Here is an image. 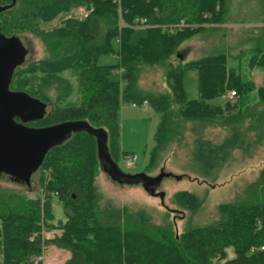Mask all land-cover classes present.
Masks as SVG:
<instances>
[{
	"label": "trees",
	"instance_id": "trees-1",
	"mask_svg": "<svg viewBox=\"0 0 264 264\" xmlns=\"http://www.w3.org/2000/svg\"><path fill=\"white\" fill-rule=\"evenodd\" d=\"M229 2L0 0V31L7 37L32 34L47 52L46 58L18 67L10 83L11 91L52 105L43 118L26 125L85 123L101 129L116 163L129 155L119 146L121 104L147 103L161 118L144 175L150 177L174 144L185 142L189 124L201 130L187 147L191 164L203 177L217 179L238 152L254 159L264 151V81L257 86L231 67L229 60L235 58L222 50L190 61L179 53L190 38L223 24ZM259 2L264 17V0ZM79 6L92 10L84 20L43 28ZM256 31L260 34L247 64L264 70V26ZM102 55H117L119 60L100 65ZM157 67L164 71L165 87L140 85L142 75ZM193 70L199 98L188 100L184 79ZM64 72L77 83L78 98L71 103L66 99L73 84ZM116 72L121 81L113 80ZM231 91L238 96L235 104L228 99ZM219 97L226 99L224 105L212 103ZM100 171L96 135L78 128L46 154L38 170V198L0 187V264H43L48 246L68 254L58 264H264V167L241 196L219 206L217 220L180 233L175 221L156 223L144 209L103 200L96 185ZM54 199L64 211V220L57 223ZM174 203L191 213L201 206L190 192H179ZM166 210L175 212L168 206Z\"/></svg>",
	"mask_w": 264,
	"mask_h": 264
},
{
	"label": "rangeland",
	"instance_id": "rangeland-1",
	"mask_svg": "<svg viewBox=\"0 0 264 264\" xmlns=\"http://www.w3.org/2000/svg\"><path fill=\"white\" fill-rule=\"evenodd\" d=\"M87 10L83 6L72 8L67 14H60L56 20L44 24L43 28L52 30L62 25L68 19L82 21V16ZM262 7L259 0H230L228 11L223 24L216 25L213 29L197 34L184 42L179 53L184 61L195 60L209 53L224 51L234 60H229L231 66H237L242 75L252 79L257 86L263 84L264 70L251 69L247 64L249 51L254 45V39L259 36L256 28L264 25V17L260 14ZM82 17V18H81ZM27 50L24 64L38 62L47 56L46 48L41 41L29 33L18 35ZM241 56V57H240ZM238 57V58H237ZM117 55H102L98 63L100 65L116 64ZM237 62V64L233 62ZM73 84V93L66 99V103L77 100V83L68 72L62 74ZM113 80L121 81V74L116 72L112 76ZM152 81V82H151ZM140 85L151 88V83L163 89L165 87V75L161 68H149L140 80ZM185 93L188 100L199 98L198 74L197 71H189L184 79ZM226 99L219 97L212 101L216 105H224ZM238 102V96L232 100ZM52 110V105H47L46 114ZM161 115L151 107L137 106L123 103L119 112L120 125V151L133 154L137 157L132 168H128L125 157L121 156L116 162L117 171L121 175L133 176L129 180L118 176L113 170L107 158L102 156L103 167L96 178V185L103 200L113 203L119 207L129 206L135 209H144L149 213L156 223L175 221L178 231L183 232L190 226L204 225L211 223L219 217V206L230 203L238 196H241L247 187L254 182L264 167V151H259L254 159L235 154V160L226 165L220 172L217 179L203 177L200 172L191 164L190 153L187 143L193 140L196 132L192 125H188L185 132V142L174 144L167 152L160 165L149 173L151 178H156L161 173L171 174L163 176L159 183L145 188L140 175L146 173L149 165L151 152L156 145V133L160 124ZM210 133H217V130H209ZM213 135V134H212ZM100 142L106 152L107 142L101 136ZM40 173L37 171L31 177L30 183L18 181L8 175H0V187L16 191L27 195L30 198H38L42 191L39 189ZM152 189V190H151ZM179 192H190L201 202L200 208L191 213L179 209L174 203V198ZM164 194V204L160 195ZM165 205V206H164ZM168 206L173 213H168ZM53 210L55 223L64 220L62 204L54 199ZM177 210V211H176ZM45 238L50 239V234L45 233ZM229 258H234L232 249L228 250ZM68 254L62 250L46 247L41 260L43 264H58L63 262Z\"/></svg>",
	"mask_w": 264,
	"mask_h": 264
},
{
	"label": "water",
	"instance_id": "water-1",
	"mask_svg": "<svg viewBox=\"0 0 264 264\" xmlns=\"http://www.w3.org/2000/svg\"><path fill=\"white\" fill-rule=\"evenodd\" d=\"M27 53L18 37H7L0 31V175L5 174L29 184L32 175L41 167L48 151L64 142L75 129L84 128L97 137L101 167H103L104 154L118 176L127 180L132 178L133 176L119 174L116 163L110 158L107 148L106 152L103 149L100 142L101 136L106 139L103 130L93 129L85 123H63L46 128L26 125L43 118L47 107L24 92L10 90L13 74L25 63ZM17 118L21 122H18ZM163 176H171V174L161 173L154 179L146 175L139 177L144 178L142 181L145 188H148V182L155 185ZM164 197L162 193L160 195L162 204H164Z\"/></svg>",
	"mask_w": 264,
	"mask_h": 264
},
{
	"label": "built area",
	"instance_id": "built-area-1",
	"mask_svg": "<svg viewBox=\"0 0 264 264\" xmlns=\"http://www.w3.org/2000/svg\"><path fill=\"white\" fill-rule=\"evenodd\" d=\"M83 11H85V13H84V15L82 17L83 18L84 17L86 18L91 13L92 10H85V9H83ZM144 22H145V20H142V23H144ZM235 96H236V93L234 91H231V92L228 93V99L230 101L234 100L235 99ZM136 159H137V157L135 155H133V154H129L128 156H126L125 157L126 166L128 168H132L133 165H134V163H135V161H136Z\"/></svg>",
	"mask_w": 264,
	"mask_h": 264
},
{
	"label": "crops",
	"instance_id": "crops-1",
	"mask_svg": "<svg viewBox=\"0 0 264 264\" xmlns=\"http://www.w3.org/2000/svg\"><path fill=\"white\" fill-rule=\"evenodd\" d=\"M264 26V25H263ZM233 63H235V64H237V62L235 61V62H233ZM231 67H233V68H236L237 69V66H231ZM123 104V103H122ZM122 104H121V108H122ZM133 105V104H132ZM143 106H145V107H150L147 103H145ZM121 108H120V111H121ZM140 108H141V106H140ZM119 111V112H120Z\"/></svg>",
	"mask_w": 264,
	"mask_h": 264
},
{
	"label": "flooded vegetation",
	"instance_id": "flooded-vegetation-1",
	"mask_svg": "<svg viewBox=\"0 0 264 264\" xmlns=\"http://www.w3.org/2000/svg\"><path fill=\"white\" fill-rule=\"evenodd\" d=\"M16 120H18V122H21V120L19 118H17ZM149 187L153 186L151 182H148Z\"/></svg>",
	"mask_w": 264,
	"mask_h": 264
}]
</instances>
